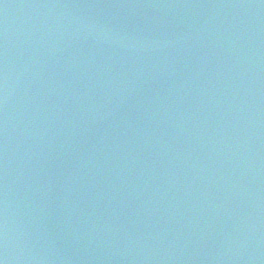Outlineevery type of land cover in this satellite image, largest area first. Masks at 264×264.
Wrapping results in <instances>:
<instances>
[{
    "label": "water",
    "instance_id": "water-1",
    "mask_svg": "<svg viewBox=\"0 0 264 264\" xmlns=\"http://www.w3.org/2000/svg\"><path fill=\"white\" fill-rule=\"evenodd\" d=\"M3 264H264V0H0Z\"/></svg>",
    "mask_w": 264,
    "mask_h": 264
},
{
    "label": "snow or ice",
    "instance_id": "snow-or-ice-1",
    "mask_svg": "<svg viewBox=\"0 0 264 264\" xmlns=\"http://www.w3.org/2000/svg\"><path fill=\"white\" fill-rule=\"evenodd\" d=\"M0 264H3V261H0Z\"/></svg>",
    "mask_w": 264,
    "mask_h": 264
}]
</instances>
